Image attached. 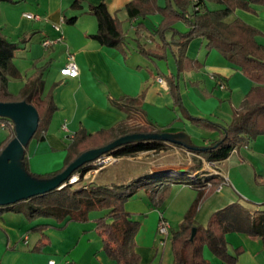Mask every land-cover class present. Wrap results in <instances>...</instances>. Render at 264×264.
Returning <instances> with one entry per match:
<instances>
[{
    "label": "crops",
    "instance_id": "obj_1",
    "mask_svg": "<svg viewBox=\"0 0 264 264\" xmlns=\"http://www.w3.org/2000/svg\"><path fill=\"white\" fill-rule=\"evenodd\" d=\"M16 5L0 4V29L13 43L22 46L14 59V66L21 73V79L11 78L9 91L17 97L20 91L35 74L37 68L50 64L58 70L54 80V99L59 110L52 117L45 141H32L28 147L30 170L44 175L63 168L67 149L73 137L81 128L94 135L101 130H113L125 125L128 130L141 126L150 127V134L157 128L183 148L169 146L181 156L178 162L162 164H131L130 157L119 158V163L102 170L94 177V183L114 188L128 186L136 181H146L162 177H175L179 182L171 186L152 188V192L140 194L134 205L126 206L140 223L136 236V253L140 264H174L171 245L173 229H177L195 203L199 192L182 181H201L217 176L222 180L217 190L209 194L210 184L203 190V199L195 221L207 227L214 213L233 203L239 202L251 213L264 211V136L259 137L250 147L235 150L222 162L209 163L190 152L191 149H205L220 139L217 132L207 131L193 125L180 110L174 109V101L158 78L175 75L177 71L176 46L168 50L166 61L150 60L138 51V43L146 50L159 51L163 46L159 37L154 36L163 18L150 16L146 20L125 22L127 35L126 54L102 47L90 39L98 31L94 17L87 15L88 5H99L106 1L109 13L116 14L122 21L128 19L126 6L135 0H84L82 10L72 9L74 0H16ZM164 6L165 0H159ZM211 10L222 6L208 4ZM255 12L237 10L226 22L240 19L258 29L263 36L257 41L264 46V7L252 6ZM39 15L41 21L26 19L24 14ZM78 17L74 26L65 24L64 18ZM143 23L141 29L139 25ZM59 27V31L55 30ZM176 30L187 32L184 24ZM141 30L137 37V31ZM172 41V34H166ZM46 39L59 40L49 50H43ZM178 38H175L177 40ZM26 41L25 44H22ZM38 44V46H37ZM41 46V48L39 47ZM46 51L52 52L47 54ZM191 61L200 64L199 70H189L180 76V91L183 106L188 114L201 119H212L216 123L230 125L235 115L242 112V105L256 85L242 70L230 64L217 50H208L207 41L195 39L187 50ZM73 61L78 68V77L70 79L61 74V69ZM44 76L45 93L46 79ZM21 81L22 85L14 83ZM17 87V88H16ZM140 97H143L142 100ZM136 100L132 104L130 101ZM120 102L140 109L141 121L136 126L127 115L113 106ZM63 126L67 130H63ZM136 128V129H137ZM0 129H3L0 127ZM4 130V129H3ZM6 136L0 135V144ZM172 143V142H171ZM173 144V143H172ZM182 152V153H181ZM150 153V152H146ZM184 168L186 173L163 174L155 169L163 167ZM163 174V175H162ZM87 175L86 177H90ZM259 177V178H258ZM164 202L160 205V200ZM100 217L92 214L87 224L71 223L64 230L50 228L43 232L29 234L28 231L41 224L56 226L51 220H38L30 223L23 214L8 213L0 218V264H48L55 260L58 264H118L104 252L103 242L96 232L95 221ZM164 218L170 225V236L162 246L157 235L158 224ZM45 237L47 243L39 252L33 249ZM228 251L232 256L242 250L237 264H264V245L260 239L245 234L230 233L226 236ZM204 258L210 264H225L205 247Z\"/></svg>",
    "mask_w": 264,
    "mask_h": 264
},
{
    "label": "trees",
    "instance_id": "obj_2",
    "mask_svg": "<svg viewBox=\"0 0 264 264\" xmlns=\"http://www.w3.org/2000/svg\"><path fill=\"white\" fill-rule=\"evenodd\" d=\"M0 4L16 5L17 1L0 0ZM83 4H85L84 0H74L72 9L82 10ZM208 4L220 5L222 9L211 10ZM252 6L264 7V0H165L164 6H160L159 0H135L126 6L128 19L122 21L118 14L112 16L109 13L106 1H103L99 5H88L87 15L94 17L98 24L97 33L89 38L98 42L102 47L126 54L125 22L143 21L150 16L160 15L163 21L153 35L160 38L163 46L159 51H151L138 43V51L146 59L165 61L168 50L173 46L178 48L175 55L177 74L166 77V83L174 101V109L182 111L193 125L219 133L220 139L208 148L190 150L191 153L202 157L209 163H217L227 160L235 150L250 147L259 137L264 136V46L257 41V38L263 34L240 19L230 24L226 22L237 10L255 12ZM64 22L69 26H74L78 22V17L64 18ZM181 22L188 29L185 33H180L175 28ZM139 27L140 29L144 27L143 23ZM140 32L141 30L137 31V37L140 36ZM167 33L172 34L170 42L166 38ZM175 38L178 39L175 40ZM195 39L206 40L208 50L219 51L230 64L240 68L244 76L256 85L246 96L242 112L235 115V120L230 125L193 117L186 112L183 106L179 85L180 76L184 72L200 68L199 63L191 61L187 56L188 47ZM25 43L26 41L22 44ZM21 49V45L11 42L0 29V102H26L32 105L40 118L38 130L32 141L43 142L52 117L59 110L54 99L56 86L54 85L48 93H45L44 76L48 68L46 65L37 68L19 95L16 98L13 97L9 91V83L11 78H22L13 63ZM142 98L140 97L141 100ZM130 102L137 103L136 100ZM132 104L114 102L113 106L124 112L127 119H137L138 116H142V111ZM1 122L10 130V135L0 144V155L16 137L14 123L6 118H0ZM134 134H139V131L128 130L125 125L109 131L101 130L94 135L89 134L85 128H81L70 138L71 143L67 149L63 168L44 175L34 174L30 170L28 147L31 141L24 148L22 166L34 179L51 180L62 174L83 154L95 149L106 148L121 138ZM152 134L163 135V129L157 128ZM170 145L183 148L180 144H172L160 139L140 140L121 144L101 157H133L145 152L164 151L169 149ZM98 159L83 164L60 188L50 193L12 206L0 207V218L8 213H14L23 214L30 223L38 220H51L56 223V226L37 225L28 231L29 234H34L50 228L61 231L71 223L87 224L92 214H98L100 217L95 221L96 232L102 239L106 255L118 264H140L135 242L140 223L133 220V214L126 210V204L136 195L140 184L144 181H136L128 186L114 188L90 183L75 189L74 185L83 181L88 173L98 168ZM74 177H79V179L72 183L71 180ZM165 178H167L166 181ZM151 180L152 184L156 185L155 188L161 185L167 187L179 182L175 177ZM180 181L181 184H187L197 190L199 196L183 222L177 229L171 231L174 264H210L203 255L205 247L223 263L237 264L242 250H237L235 256L229 253L226 236L230 233L245 234L260 239L264 245V211L251 213L241 203L236 202L214 213L208 226L202 227L196 223L195 218L203 199V190L206 189V185L210 184L209 194L213 193L218 189L222 180L217 176L210 177L206 179V185L201 181ZM163 202L164 200L161 199L160 205ZM194 230H196V235L192 239ZM46 244L45 237H43L33 251L39 252Z\"/></svg>",
    "mask_w": 264,
    "mask_h": 264
},
{
    "label": "water",
    "instance_id": "obj_3",
    "mask_svg": "<svg viewBox=\"0 0 264 264\" xmlns=\"http://www.w3.org/2000/svg\"><path fill=\"white\" fill-rule=\"evenodd\" d=\"M0 118L12 120L16 126V137L0 155V207L12 206L17 203L25 202L60 188L83 164L95 161L121 144L152 139H160L180 144L165 134L128 135L106 148L95 149L83 154L57 177L47 181H39L32 178L24 170L21 162L24 148L32 141L39 127L40 118L37 110L26 102H0ZM184 173H186L185 170L178 175ZM195 235L196 230L193 231L192 239Z\"/></svg>",
    "mask_w": 264,
    "mask_h": 264
},
{
    "label": "rangeland",
    "instance_id": "obj_4",
    "mask_svg": "<svg viewBox=\"0 0 264 264\" xmlns=\"http://www.w3.org/2000/svg\"><path fill=\"white\" fill-rule=\"evenodd\" d=\"M245 11V10H243ZM247 12V11H246ZM181 24H184L181 22ZM185 25V24H184ZM4 34V33H3ZM262 37V36H261ZM264 38V37H263ZM38 46V44H37ZM41 48V46H39ZM42 50V48H41ZM44 50V48H43ZM47 54H50L52 52H48L46 51ZM166 61V60H165ZM48 69H50V74L47 76V79H46V84H47V93L52 89V87L54 86V80L56 79L57 75H58V70L56 68H53L50 64L47 65ZM46 74V73H45ZM176 74H177V71H176ZM247 78V77H246ZM15 86H20L22 85V82L21 81H17L16 83H14ZM17 88V87H16ZM181 93V91H180ZM135 124H132L133 126H137L139 124V122L141 121L140 119H131ZM209 121H212V122H218V121H213L212 119H207ZM12 121V120H10ZM13 122V121H12ZM14 123V122H13ZM138 123V124H137ZM232 124V123H231ZM15 125V123L13 124ZM16 128V126H15ZM137 128V127H136ZM134 128V129H136ZM136 130L139 131V134H146V133H149L150 132V127H145V126H141L139 128H137ZM0 135H3V136H6L7 137L10 135V130H8L7 128L6 129H0ZM182 153V152H181ZM131 158V161L129 163L131 164H143V163H156V164H162V163H168V162H178L179 160H181V156L179 154H177L173 149L172 151H170V149H167V150H164V151H159V152H150V153H140V154H137L133 157H130ZM119 163V162H118ZM117 163V164H118ZM117 164L111 166V167H114L116 166ZM110 167V168H111ZM165 169H175V170H187V169H180L179 167H175V166H171V167H163V168H158V169H155L156 172H159L161 173L163 170ZM113 171V168H111L110 170H108L109 172L110 171ZM53 173V172H52ZM50 174V173H48ZM96 175H91L90 177H85V179L83 181H81L80 183L74 185V188L75 189H79L81 187H84L85 185H88L90 183H94V177ZM165 181L167 180V178L164 179ZM140 188L138 190V192L136 193V195L126 204V206L130 203V206L131 205H134V201H138L139 197H140V194H145V193H149V192H152V188H154L156 185H153L152 184V180L148 179L146 180L144 183L140 184ZM114 187H118V186H114ZM123 187V186H122ZM127 210V208H126ZM128 211V210H127ZM133 218H134V215H133ZM170 250L172 251V242H171V245L169 244L167 246V251ZM173 253V251H172ZM174 256V255H173Z\"/></svg>",
    "mask_w": 264,
    "mask_h": 264
},
{
    "label": "built area",
    "instance_id": "obj_5",
    "mask_svg": "<svg viewBox=\"0 0 264 264\" xmlns=\"http://www.w3.org/2000/svg\"><path fill=\"white\" fill-rule=\"evenodd\" d=\"M24 17L30 21H34V22H38L41 21V17L39 15H35L32 13H26L24 14ZM56 31H59V27H55ZM57 42H60V39L57 40H51V39H46L45 41H43L42 46L45 50H49L53 45H55ZM61 74L64 77L70 78V79H74L76 77H78V68L76 66V64L73 61H70L67 65H65L62 69H61ZM158 83L165 87L167 86L166 81L163 78H158ZM0 127L3 129H6V125L4 123H0ZM63 130L66 131L67 127L63 126ZM119 162V158H116L114 156H105V157H101L100 159H98L97 161V169L91 171L90 173H88V175H97L98 173H100L102 170L107 169L115 164H117ZM79 179V177H74L71 182L74 183ZM157 235L160 238V242L162 244V246L164 245V241L166 239L169 238L170 236V225L169 223L162 217L159 221L158 224V230H157ZM48 264H58L55 260H51L49 261ZM68 264H75L73 262H69Z\"/></svg>",
    "mask_w": 264,
    "mask_h": 264
},
{
    "label": "bare ground",
    "instance_id": "obj_6",
    "mask_svg": "<svg viewBox=\"0 0 264 264\" xmlns=\"http://www.w3.org/2000/svg\"><path fill=\"white\" fill-rule=\"evenodd\" d=\"M182 171H184V170L165 169V170H163L161 173H163V174H172V173H174V174H179V173H181ZM163 174H162V175H163Z\"/></svg>",
    "mask_w": 264,
    "mask_h": 264
}]
</instances>
